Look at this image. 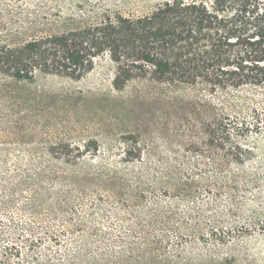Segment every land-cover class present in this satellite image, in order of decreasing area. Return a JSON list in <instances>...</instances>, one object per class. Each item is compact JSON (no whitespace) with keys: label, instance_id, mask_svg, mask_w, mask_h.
<instances>
[{"label":"rangeland","instance_id":"rangeland-1","mask_svg":"<svg viewBox=\"0 0 264 264\" xmlns=\"http://www.w3.org/2000/svg\"><path fill=\"white\" fill-rule=\"evenodd\" d=\"M167 1L0 0V47ZM218 74L0 67V264H264V90Z\"/></svg>","mask_w":264,"mask_h":264},{"label":"trees","instance_id":"trees-1","mask_svg":"<svg viewBox=\"0 0 264 264\" xmlns=\"http://www.w3.org/2000/svg\"><path fill=\"white\" fill-rule=\"evenodd\" d=\"M98 22L0 47V67L29 79L33 67L80 76L104 51L119 62L123 51L135 69L149 64L158 74L204 66L240 84L264 90V0H172L147 14H105ZM208 68V69H207ZM123 70L116 87L131 77ZM237 82V83H238Z\"/></svg>","mask_w":264,"mask_h":264}]
</instances>
